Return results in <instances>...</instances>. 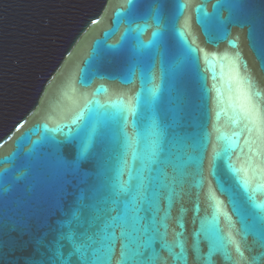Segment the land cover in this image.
Instances as JSON below:
<instances>
[{"label":"water","instance_id":"95a60500","mask_svg":"<svg viewBox=\"0 0 264 264\" xmlns=\"http://www.w3.org/2000/svg\"><path fill=\"white\" fill-rule=\"evenodd\" d=\"M230 5L231 0H165L157 24L143 12L133 16L127 0H0V210L5 231L27 242L6 248L4 264H75L74 249L61 238L66 218L57 214L45 220L46 210L60 202L58 161L71 154L67 141L78 128L106 111H118L140 92L142 72L151 80L146 89L160 85L151 105L147 91L141 92L136 115H129L125 128L129 137L137 134L135 147L143 159H133L130 149L125 154L121 137L106 164L112 183L131 188L143 181L137 202L144 219L140 231L129 229L134 240L129 247L134 251L139 245L144 255L122 259L128 241L114 227L108 230L112 251L107 264L140 259L149 264H251L264 252L256 236L244 239V212L241 208L238 215L237 209L246 197L237 176L245 173L228 167L248 169L253 186L264 183V63L247 26L227 23V38L218 31L220 20L235 15ZM260 8V0H253L257 19ZM136 36L143 44V62L127 83L132 66L126 58L132 53L125 49ZM153 116L168 126V139L175 130L199 145L176 161L183 164L182 183L171 179L181 169L161 165L163 155L152 157ZM161 167L166 177L158 176ZM221 185L236 194L235 203ZM153 192L155 206L149 201ZM255 199L264 203V187ZM21 230L26 232L22 238ZM217 236L225 244L229 236L236 240L243 258L234 245L213 252Z\"/></svg>","mask_w":264,"mask_h":264},{"label":"snow or ice","instance_id":"6c2138e0","mask_svg":"<svg viewBox=\"0 0 264 264\" xmlns=\"http://www.w3.org/2000/svg\"><path fill=\"white\" fill-rule=\"evenodd\" d=\"M127 3L132 8L133 16L143 12L146 19H152L159 24L165 0H127ZM252 3L253 0H231L230 6L235 15L230 14L227 20H220L218 31L223 38H227L226 33L223 31L227 23H239L241 26H247L252 47L260 61L264 63V0H260L261 8L258 19L253 13ZM132 31L131 28L128 30L129 33ZM124 39L127 41L128 37L125 36ZM133 39L135 43L129 44L125 49L132 53L131 56L126 58L132 66L127 83L132 82V77L135 76V67L143 62L139 55V48L143 46L142 41L139 36ZM160 44L165 48L167 47L166 41L163 39ZM141 81L140 92L131 97L129 102L118 111H106L102 114V118L93 117L90 123L78 128L76 133L69 137L67 141L72 150L71 154L61 157L58 161L55 175L61 192L60 202L46 210L45 220L57 214L66 218L62 223V228H66L67 232L62 233L61 238L67 239L74 249L75 264H107L110 260L108 254L112 251V245L108 242L111 238L108 230L114 227H119L121 236L128 241L122 245L126 250L122 255V259L125 261L135 260L137 257L144 255L140 251L139 245L134 251L129 247V242H134L129 229L132 232L140 231L139 224L144 219L138 215L142 204L137 202L142 190H145L143 181L141 180L140 183L131 188L126 183H112L111 178L107 175L108 168L106 164L112 158L117 147L121 146V137H123L122 147L125 149V154L130 149L133 159H136L138 155L143 159L142 153H138L135 147L138 143L137 134L129 137L125 128L129 123V115H136L141 92L147 91L148 99L146 103L151 105L157 98L160 85L146 89L143 85L151 83V80L146 81L143 72L141 73ZM149 134L152 138L150 141L152 157L163 155L164 159L160 160L161 165H172L174 169H181L178 171L177 176L171 179L173 183H182L183 164H177L176 161L182 160V156L189 147L196 150L199 145L196 142L189 144L188 141L191 136L181 135L175 130L170 134L171 139H168V126H162L154 116L151 118L149 125ZM224 151L226 153L227 149ZM219 155L220 153H216L213 157V168ZM152 162H156L155 159ZM228 167L233 173L241 171L245 173L244 176H237L238 187L243 190V195L246 197L237 209L238 215L241 214V208L244 212L241 215L244 239L252 234L257 237L259 246L264 248V203L257 202L255 199V192L264 187V183L253 186L247 176L248 169L234 168L231 164ZM249 168H252L251 159L249 160ZM252 170L256 171L255 168ZM157 172L158 176L166 177L163 167L157 169ZM0 176H2V170H0ZM149 179L155 178L150 177ZM160 186L170 187L163 183ZM220 191L225 192L233 203L236 202L234 199L236 194L233 191L224 189L223 185L220 186ZM210 195L215 199L214 194L210 192ZM121 196L127 197V199L121 200ZM156 196L157 193L153 192L149 197L152 206L156 205ZM121 205H123L122 208ZM112 212L117 214L113 216L111 215ZM37 218L39 220V217ZM149 223L154 226V218ZM11 231H16V229ZM25 234L26 232L21 230V238ZM97 236L99 237L100 247L95 246L98 242L95 238ZM26 243L17 240L16 237L5 231L4 213L0 210V264H4L6 248L13 250ZM227 245H234L236 251L243 258L239 243L231 236L227 238L226 244L224 237H215L212 241V251H220ZM261 258H264V252H261L259 256L252 257L251 264H259ZM57 264H61V262H57ZM62 264H71V262L65 261ZM136 264H149V262L140 259Z\"/></svg>","mask_w":264,"mask_h":264}]
</instances>
